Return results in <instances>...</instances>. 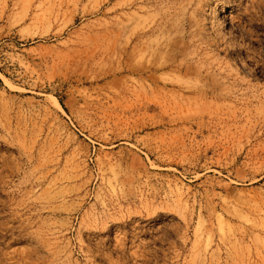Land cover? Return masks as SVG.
Here are the masks:
<instances>
[{"label":"rangeland","instance_id":"obj_1","mask_svg":"<svg viewBox=\"0 0 264 264\" xmlns=\"http://www.w3.org/2000/svg\"><path fill=\"white\" fill-rule=\"evenodd\" d=\"M0 264H264V0H0Z\"/></svg>","mask_w":264,"mask_h":264}]
</instances>
